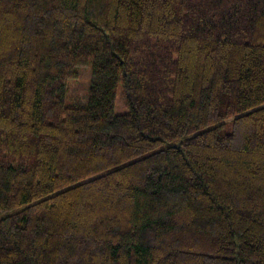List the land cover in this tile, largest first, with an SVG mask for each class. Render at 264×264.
<instances>
[{
    "label": "trees",
    "instance_id": "1",
    "mask_svg": "<svg viewBox=\"0 0 264 264\" xmlns=\"http://www.w3.org/2000/svg\"><path fill=\"white\" fill-rule=\"evenodd\" d=\"M0 264H264V0H0Z\"/></svg>",
    "mask_w": 264,
    "mask_h": 264
},
{
    "label": "rangeland",
    "instance_id": "2",
    "mask_svg": "<svg viewBox=\"0 0 264 264\" xmlns=\"http://www.w3.org/2000/svg\"><path fill=\"white\" fill-rule=\"evenodd\" d=\"M79 77L70 81V92L67 95L68 103H85L87 101V95L91 79V67H80ZM128 110L122 88L118 89V97L116 100V113H124Z\"/></svg>",
    "mask_w": 264,
    "mask_h": 264
}]
</instances>
